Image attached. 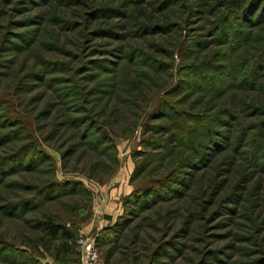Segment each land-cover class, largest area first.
I'll list each match as a JSON object with an SVG mask.
<instances>
[{"label": "rangeland", "instance_id": "obj_1", "mask_svg": "<svg viewBox=\"0 0 264 264\" xmlns=\"http://www.w3.org/2000/svg\"><path fill=\"white\" fill-rule=\"evenodd\" d=\"M86 239L97 264H264V0H0V264Z\"/></svg>", "mask_w": 264, "mask_h": 264}, {"label": "trees", "instance_id": "obj_2", "mask_svg": "<svg viewBox=\"0 0 264 264\" xmlns=\"http://www.w3.org/2000/svg\"><path fill=\"white\" fill-rule=\"evenodd\" d=\"M150 191L151 188H148L145 192L148 194ZM39 228H41L44 237H47L48 240H59L61 244L60 247L66 251L72 249L73 246H70V243L72 244V241L75 239V234L67 226L52 219H46L39 223Z\"/></svg>", "mask_w": 264, "mask_h": 264}, {"label": "built area", "instance_id": "obj_3", "mask_svg": "<svg viewBox=\"0 0 264 264\" xmlns=\"http://www.w3.org/2000/svg\"><path fill=\"white\" fill-rule=\"evenodd\" d=\"M81 252L86 253V257L83 258L82 264H97L99 262V254L94 246V243L92 241H89V239H86L83 244Z\"/></svg>", "mask_w": 264, "mask_h": 264}]
</instances>
